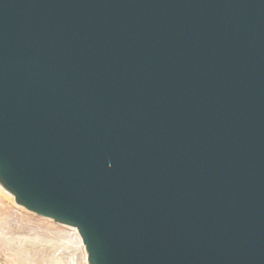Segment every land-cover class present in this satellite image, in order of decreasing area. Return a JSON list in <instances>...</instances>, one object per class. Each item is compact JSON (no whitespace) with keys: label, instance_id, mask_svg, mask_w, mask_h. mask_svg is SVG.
<instances>
[{"label":"water","instance_id":"water-1","mask_svg":"<svg viewBox=\"0 0 264 264\" xmlns=\"http://www.w3.org/2000/svg\"><path fill=\"white\" fill-rule=\"evenodd\" d=\"M0 187L88 264H264V0H0Z\"/></svg>","mask_w":264,"mask_h":264},{"label":"rangeland","instance_id":"rangeland-1","mask_svg":"<svg viewBox=\"0 0 264 264\" xmlns=\"http://www.w3.org/2000/svg\"><path fill=\"white\" fill-rule=\"evenodd\" d=\"M0 230V264H17L16 253L23 255L20 260L24 263L28 260L52 264L59 258L64 264H88L75 227L58 224L18 206L2 187Z\"/></svg>","mask_w":264,"mask_h":264},{"label":"bare ground","instance_id":"bare-ground-1","mask_svg":"<svg viewBox=\"0 0 264 264\" xmlns=\"http://www.w3.org/2000/svg\"><path fill=\"white\" fill-rule=\"evenodd\" d=\"M79 233V232H78ZM0 234H1V230H0ZM80 235V234H79ZM81 237V236H80ZM79 237V240L80 239H82V238H80ZM82 244H83V242H82ZM37 254V253H36ZM35 254V255H36ZM86 254V253H85ZM27 256V255H26ZM23 257V255L22 254H20V253H16V255H15V260H16V263L17 264H36L35 262H30V261H28L27 259V261L24 263V262H22L20 259ZM36 257V256H35ZM86 258H87V256H86ZM32 259V258H31ZM34 260V259H33ZM37 260V259H36ZM39 262V261H38ZM52 264H64L62 261H60L59 260V258L58 259H56Z\"/></svg>","mask_w":264,"mask_h":264}]
</instances>
